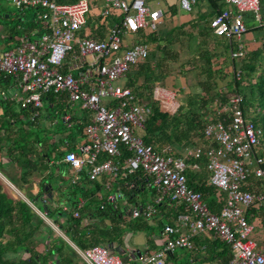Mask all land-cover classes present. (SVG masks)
<instances>
[{
    "label": "trees",
    "instance_id": "trees-1",
    "mask_svg": "<svg viewBox=\"0 0 264 264\" xmlns=\"http://www.w3.org/2000/svg\"><path fill=\"white\" fill-rule=\"evenodd\" d=\"M55 1L59 4H71L76 0ZM208 1L216 10L214 15L221 11L214 5L220 0ZM38 12V9H18L12 19V15L0 6V27L1 33H4L0 40L15 41V47L23 37L33 40L45 33V26L36 18ZM211 17H197L186 27L172 28L165 34L158 35L154 31L146 36L142 33L135 34L137 42L150 44L148 52L155 54L152 61L147 59L133 66L125 75L124 86L130 89L137 105L149 109V115L143 123L141 141L153 151L162 153L167 150L169 155L168 147H193L197 142L205 143L201 130L206 119L213 117L215 107L238 96L240 102L237 107L244 119L250 121L260 132L258 144L252 150V159H261L264 169V21L252 29V32L258 33V40L251 42L253 46L241 44L244 34L251 31L245 30L239 41L242 46L241 55L233 59L231 53L236 51L237 43L233 38L225 40L213 37L208 26ZM111 21V18L104 20L105 29ZM91 33L95 35L96 32ZM100 39V36L95 37V40ZM209 40L213 43L211 48H207ZM8 49L10 48L5 47L0 52ZM183 52L188 57L183 73L194 72L199 78L195 93H181L178 92L180 89L176 90L173 86L168 89L163 85V80L171 73L168 66L176 64L179 54ZM220 56L221 61L225 62H218ZM235 73H238V79ZM11 85L12 78L0 74V90L4 92ZM43 103L46 109L42 122H37L40 108L18 107L19 114H15L10 110V105H14V102L0 98V161L12 163L19 170L23 185L29 182L39 185L37 196L43 195L51 204L46 205L44 201L42 211H37L80 252L95 246L109 251L113 244L122 246L121 237L125 233L139 232L143 228L147 230L144 221L139 218L121 219L119 209L114 207L115 200L97 199L96 196L103 190V185L108 188L113 185L118 196L130 204L133 191L147 184L148 177L140 171L130 175L119 171L98 183V180H88L81 170L73 175L75 180L70 181V176L63 179L60 172L69 171L62 162L63 155L67 152L77 154L75 142L77 138L82 139L83 129L90 123V113L82 107H77L81 111L79 114L67 113L65 110L73 105L68 104L62 95L42 96L41 107ZM57 115H61L62 127L54 130L53 124L57 123L54 116ZM224 118L225 114L219 120H225ZM43 122L48 125H37ZM129 155L122 150L115 162L121 166ZM105 159L103 155L98 158L99 161ZM185 163L187 167L183 176L187 187L199 193L209 211L217 214L222 195L208 185L209 173L205 158L201 156L195 160L186 159ZM53 179L58 182L56 190L50 185ZM68 181L70 182L67 183ZM149 186L148 189L153 192V188ZM240 189L249 192L254 190L260 194L264 192L261 182L253 177L251 171ZM76 198L83 203L79 209H75ZM26 200L32 205V202ZM63 204L67 207L65 212L62 211ZM69 211H76L77 218H72ZM178 213H182L181 207L176 214ZM244 217L247 223L253 225V230L264 229L262 207L248 208ZM87 219H94V222L85 223ZM217 243L228 249L225 244ZM39 246L43 251H37ZM0 264L84 263L65 241L53 235L50 227L30 207L20 199L11 198L0 181Z\"/></svg>",
    "mask_w": 264,
    "mask_h": 264
},
{
    "label": "built area",
    "instance_id": "built-area-1",
    "mask_svg": "<svg viewBox=\"0 0 264 264\" xmlns=\"http://www.w3.org/2000/svg\"><path fill=\"white\" fill-rule=\"evenodd\" d=\"M1 1L20 10L38 9L36 18L46 28L45 33L33 40L23 37L15 47L0 52V74L12 78L8 100L20 109H39L42 96L62 95L68 104H78L90 113V123L84 127L81 141L75 144L77 154L63 155L62 162L69 170L75 174L83 170L90 181L119 171L126 175L140 171L149 178L154 190V205L167 201L183 206L185 213L177 215L173 225L162 227V252L141 260L162 264L163 254L188 249L190 238L206 234L229 248V264H264V243L257 245L250 238L253 225L244 217L250 207L264 209V192L240 189L249 171L264 188L262 160L252 159L260 132L244 119L237 107L240 97L233 96L226 104L215 107L213 117L206 119L201 130L208 145L192 148L185 154L187 159L205 158L208 185L222 195L217 214L209 211L199 193L187 187L183 176L187 167L185 157L157 153L143 145L135 134L141 133L149 109L137 105L129 88L113 83L144 62L148 55L146 44L136 40L128 44L125 40L134 39L135 34L148 27L145 16L149 10L144 0H101L98 19H114L101 40L80 32L89 12L87 0L71 4L55 0ZM223 2L226 8L209 19V31L216 38H233L237 44L231 58L237 59L242 49L239 41L246 30L241 17L251 13L261 22L258 12L261 7L264 10V0ZM194 3L195 0H177L179 9L185 13L191 11ZM155 27L151 23L149 31ZM235 77L238 79V73ZM223 114L226 118L220 121ZM122 150L130 155L120 166L115 160ZM101 155L106 159L99 161ZM81 205L78 199L75 209ZM71 215L77 218L76 211ZM141 215L148 216L149 212ZM130 216L138 218L140 212L133 209ZM182 228L187 229V236L178 235ZM74 250L84 264H125L103 247Z\"/></svg>",
    "mask_w": 264,
    "mask_h": 264
},
{
    "label": "crops",
    "instance_id": "crops-1",
    "mask_svg": "<svg viewBox=\"0 0 264 264\" xmlns=\"http://www.w3.org/2000/svg\"><path fill=\"white\" fill-rule=\"evenodd\" d=\"M87 1H88V6H89V12L85 17V25L82 27L80 32L82 35L91 37L93 39H95V37L97 38V36L98 37L100 36L101 38H103L104 33L106 31V29L103 26L104 21H100L97 17L102 4L100 3V5L97 6L94 0H87ZM144 3L147 6L149 11L158 13L157 15L158 19H157L156 26L163 28L160 34H165L166 32L170 31L172 28L174 29V28L182 27V26L186 27L187 24L194 21L197 17L202 18L208 15L213 16L214 15L213 13L216 11V10L214 11V8H212L208 0H195V3L193 4L192 9L189 13H185L179 9L177 0H159V1L144 0ZM214 5L217 6L218 10H223L226 8L223 0L216 1ZM92 9H95V12H93ZM177 9L183 15L179 17L178 22L170 23L171 28L169 29V26L167 24L166 25L163 24V20L161 19L162 15L168 19L174 18L176 16ZM185 14H189V15H185ZM11 17L12 19L14 18L13 15ZM5 18H7L6 15H5ZM111 20L112 21L108 27H110L114 23V19L111 18ZM1 29L2 28L0 27V39H1V36L4 35V33H1L2 31ZM90 32H96V33L94 35L92 33L90 34ZM0 41L2 44V48L0 49L2 50L5 47H9L11 49L16 44L15 41H8V39H4L3 41L2 40ZM146 45L148 46V48H150V44H146ZM150 53L151 52H148V55L144 61H147ZM10 93H11L10 88H8L4 92L0 90V98H5L6 100H8ZM74 105H77L78 108L81 107L78 104H74ZM55 138H57V136H55ZM80 141L81 139L77 138L75 143H78ZM207 145H208L207 141H205V143L197 142L196 145H194L193 147L172 146V147H168V150L172 157L184 158L186 152L191 150L192 148H195V147L205 148ZM162 153L168 154L167 150H164V152ZM60 173H61L62 178L65 180L67 179L68 176L71 177L70 181L75 180L73 176L75 175V173H73L71 170H69L68 172L62 171ZM54 175H57V173H54ZM109 176L110 175H103L102 177H99L98 179H96L98 180L96 182L98 183L99 181L102 182L103 180H106L107 177ZM70 181H68L67 183H69ZM6 183L14 191H17L8 182ZM148 184H149V181H147V184H145L144 186L142 187L139 186L133 191L132 200L130 201V204L126 203V200L124 198H122L121 196H118V192L116 189H114L113 185L110 188H108L107 185H103V190L100 193H98L96 196L97 199L104 198L108 201L115 200L114 207L119 209V212L121 214V219L124 218L125 220H133V218H131L130 216V213L133 209H136L137 211L140 212V216L138 218L144 221L145 225L147 226V230L143 228L139 232L125 233L121 237V243H122L121 247L116 244L111 245L112 249L109 250V252L112 255L117 256L119 259H120L119 256L123 255V261L121 259L120 260L125 264H147L143 260H141L144 256L162 252L163 243H164L163 235L161 233L162 227L165 225H173L177 215L185 213L183 206L176 205L173 203L170 204V202H167V201H163L159 204L154 205L153 200H154L155 193H154V190L152 192L151 190L148 189V186H149ZM22 199L24 201H27L23 196H22ZM77 199L79 198H76V200ZM203 202L206 204L204 200ZM31 207L33 208L32 205ZM180 207L182 208V213L176 214L179 211ZM64 208L67 209L65 205L62 207V209ZM66 209L64 210V212L66 211ZM146 211L149 212L148 216L141 215V213L144 214ZM151 211L153 212L151 213ZM37 213L40 216H43L38 211ZM68 213L70 214L71 212L69 211ZM138 218H135V219H138ZM41 219L45 221L44 217H42ZM88 222L93 223L94 219H91V220L87 219L85 221V223H88ZM257 230H262V229L260 228ZM56 231L59 233L61 239L65 241L73 249V251H75L74 250L75 247L71 245L69 241L60 233V230L56 228ZM253 231H256V230L255 229L252 230L250 238L257 245L264 243V240H262L261 238L263 234L259 235L258 232H253ZM187 232L188 231L186 228H182L180 232L178 233V235L187 236L188 234ZM252 235H253V238H252ZM217 242H220V241H218L215 237H212L206 234H199L197 236L190 238V247L188 249L174 250L171 253L163 254V258L161 259L162 264H229V261L231 259L229 248L228 249L224 248V245L220 246Z\"/></svg>",
    "mask_w": 264,
    "mask_h": 264
},
{
    "label": "rangeland",
    "instance_id": "rangeland-1",
    "mask_svg": "<svg viewBox=\"0 0 264 264\" xmlns=\"http://www.w3.org/2000/svg\"><path fill=\"white\" fill-rule=\"evenodd\" d=\"M96 5L99 6L101 1L100 0H94ZM0 6L4 7L6 9V11L12 15L17 14V9H15L14 7L10 6L9 4L4 3L3 1L0 0ZM93 12H95V9H92ZM152 13H154V15H152ZM156 13L157 12H152L149 11L148 14H146L145 16V22L148 25L147 28L144 29V31L142 32L143 35H148L149 33H151V31H149V26L151 23H154L155 25H157V22L155 21L156 19ZM158 15V14H157ZM183 15L181 14V12L177 9V13L176 16L174 18L168 19L165 16L162 15V20H163V24L164 25H168L169 29L171 28L170 23L173 22H178L179 21V17ZM185 15H189V14H185ZM27 17V16H26ZM258 17L262 19L261 22L264 21V10H262V7L260 8V11L258 12ZM242 21L243 24L246 28V30H251L249 33L244 34V36L242 37L241 40V44L243 46H253L251 44V42H256L258 33L252 32L255 27H257V25L259 24L258 21H256L253 18V14L251 13H245L242 15ZM253 29V30H252ZM163 28L156 26L154 29V33L160 34L162 32ZM126 42L128 44H130L131 42H133L134 40H136L135 38H125ZM137 41V40H136ZM258 43V42H257ZM213 47V43L211 40L208 41V47L207 48H211ZM0 48H2V44L0 41ZM1 50V49H0ZM218 51V49H217ZM153 53H150L148 56L149 61H152V59L154 58ZM222 56L219 57L218 61L219 63L222 62ZM224 59V58H223ZM188 60V57L186 56V54L183 52L181 54H179V58L176 64H170L169 70H171V73L168 75V77L166 79L163 80V85L165 88L170 89L171 86L174 87V89L179 90L178 92L181 93H195L197 91L196 89V82L199 80V78L196 76V74L194 72L192 73H183L185 71V66L184 63ZM223 62H225L223 60ZM222 62V63H223ZM179 71L181 73H179ZM126 81V78H120L118 80H116L113 85L115 86H119L122 87L124 86ZM180 95V94H179ZM16 97V96H15ZM45 103L42 104V107L39 110V118L37 120V122H42V115H44V111H45ZM215 107V105L213 106ZM10 110L15 113V114H19V108L18 106L14 103V105H10ZM67 113L69 112H75V114H79L81 111L78 110L77 105H73L72 107H69L68 110H65ZM54 119L57 123H55V125L53 124V128L54 130H59L62 127V123H60L61 121V115H57L54 116ZM23 125H24V121ZM16 125L18 126L19 123H16ZM37 125L42 126L45 125L47 126L48 123L43 122V123H37ZM136 135L140 136L141 133L137 132L135 133ZM0 181L1 183L6 187L8 194L10 195L11 198L13 199H20L22 198V196L25 199H28L30 202H32V206L33 208L31 209L34 213H36L40 218H42L36 210H40L42 211V202L45 201L46 205H50L51 202L48 200H45L46 198L43 197V195L37 196L38 192H39V185L37 183H31L29 182L26 185H23L20 181V172L19 170L12 164L9 162H1L0 161ZM8 182L13 188H15L17 191L14 192L13 189L9 188L7 183ZM51 188L53 190H56V186L58 185V182L56 179L51 180ZM44 188V187H43ZM45 189V188H44ZM43 189V190H44ZM55 197V196H54ZM44 221V220H43ZM51 229V231L53 232L54 236H58L60 237L59 233L56 231V227L51 225L49 221L45 220L44 221ZM253 232H258L259 235L263 234L261 236L262 240H264V229L262 230H256ZM61 233V232H60ZM61 238V237H60ZM253 238V235H252ZM38 252L43 251V249L41 248V246H39L37 248ZM120 259L123 261V255L119 256Z\"/></svg>",
    "mask_w": 264,
    "mask_h": 264
},
{
    "label": "water",
    "instance_id": "water-1",
    "mask_svg": "<svg viewBox=\"0 0 264 264\" xmlns=\"http://www.w3.org/2000/svg\"><path fill=\"white\" fill-rule=\"evenodd\" d=\"M44 191H45V189H44ZM21 201H23L28 207H30V209H32V207H31V204L29 203V202H27V201H24L22 198H21ZM109 248V247H108ZM112 248H109V250H111Z\"/></svg>",
    "mask_w": 264,
    "mask_h": 264
},
{
    "label": "bare ground",
    "instance_id": "bare-ground-1",
    "mask_svg": "<svg viewBox=\"0 0 264 264\" xmlns=\"http://www.w3.org/2000/svg\"><path fill=\"white\" fill-rule=\"evenodd\" d=\"M9 188H11L10 186H8ZM12 189V188H11ZM15 192V191H14Z\"/></svg>",
    "mask_w": 264,
    "mask_h": 264
}]
</instances>
